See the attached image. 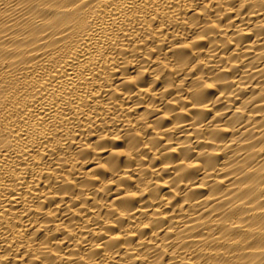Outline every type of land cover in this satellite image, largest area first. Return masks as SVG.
Returning a JSON list of instances; mask_svg holds the SVG:
<instances>
[{
  "label": "bare ground",
  "instance_id": "1",
  "mask_svg": "<svg viewBox=\"0 0 264 264\" xmlns=\"http://www.w3.org/2000/svg\"><path fill=\"white\" fill-rule=\"evenodd\" d=\"M0 264H264V0H0Z\"/></svg>",
  "mask_w": 264,
  "mask_h": 264
}]
</instances>
